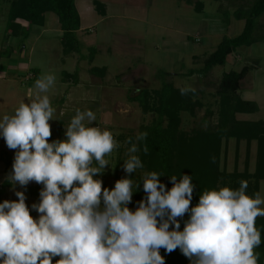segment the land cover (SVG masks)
<instances>
[{"label":"clouds","instance_id":"clouds-1","mask_svg":"<svg viewBox=\"0 0 264 264\" xmlns=\"http://www.w3.org/2000/svg\"><path fill=\"white\" fill-rule=\"evenodd\" d=\"M56 80L45 72L31 99L0 115V138L14 150L6 180L17 198L0 202V264H165L160 249H179L189 264H258L255 250L264 241L255 221L264 217V190L249 195L241 180L238 188L205 189L190 207L191 175L167 176L170 188L161 172L141 171L135 179L144 168L137 153L148 152L137 142L147 132L125 141V175L104 186L100 177L113 169L108 157L119 142L94 123L90 108L75 109L63 139H52L50 122L63 114L49 95ZM30 182L41 188L29 205L15 188ZM138 191L144 195L130 208Z\"/></svg>","mask_w":264,"mask_h":264},{"label":"rangeland","instance_id":"rangeland-1","mask_svg":"<svg viewBox=\"0 0 264 264\" xmlns=\"http://www.w3.org/2000/svg\"><path fill=\"white\" fill-rule=\"evenodd\" d=\"M11 2L0 0V53H3L0 75L6 78L0 79V115L11 114L21 100L31 99L36 77L53 72L57 80L49 95L53 106L63 113L59 121L50 122L54 139H63V126H67L75 109L90 108L97 117L94 123L112 130L119 142L120 146L108 157L113 169L106 170L100 177L106 187L111 188L125 175L121 167L129 147L125 141L134 140L141 128L151 126L157 119L155 113H143L132 98L143 90L160 91L164 81L159 73L169 74L165 83L174 88L199 93L202 108L193 116L182 114L180 129L184 133L190 134L218 122L216 92L222 77L241 73L246 67L251 68L248 78L254 88L242 91L246 77L239 95L255 102L259 111L238 116V120H264V41L237 49L228 56L224 66L214 68L205 77L188 76L190 71L197 73L203 69L204 61L224 38L233 39L242 33L245 22L237 20L234 13L238 9H248L254 0H76L81 18V29L76 33L80 49L79 53L65 56L61 45L62 30L53 13L44 14L41 24L22 29L20 32L26 38H17L21 43L16 50L6 47L9 42L15 44L16 41L15 38L5 40ZM260 26V34H263L264 17ZM20 62L21 72L15 68ZM10 66L14 68L9 69ZM101 69H105L103 76L92 74L93 70ZM207 111H212V118L206 116ZM13 156L14 150L8 149L0 138V186L11 171ZM246 157V144L241 143L236 153L234 141H230L222 167L228 173L234 170L242 173ZM249 160L248 170L253 173L255 143L250 149ZM141 171L145 170H138L135 179H139ZM39 186L30 182L26 190L18 185L15 190L25 191L26 203L30 205L38 202L39 197L38 192L34 194L29 189ZM11 187H5L0 202L17 199ZM259 189L264 190V182L259 183ZM30 215L36 214L30 212Z\"/></svg>","mask_w":264,"mask_h":264},{"label":"trees","instance_id":"trees-1","mask_svg":"<svg viewBox=\"0 0 264 264\" xmlns=\"http://www.w3.org/2000/svg\"><path fill=\"white\" fill-rule=\"evenodd\" d=\"M7 31L5 40L9 38H20L26 35L20 32L22 29L17 21L27 23L28 28L41 24L43 15L53 13L57 16L62 30L61 45L63 54L79 53L76 33L81 29V18L76 8V0H11ZM97 7L99 5L97 4ZM234 16L237 20L245 22L242 33L233 39L224 38L205 61L201 71L194 73L190 71L188 76L198 74L205 77L216 67L226 64L228 56L237 49L251 47L258 42L264 41V33L260 34V21L264 17V0H254L248 9H238ZM94 54L95 51L91 50ZM3 53H0L2 58ZM246 67L241 73L225 74L218 86L216 96L218 98V122L205 129L194 130L190 134L181 131L182 114L194 115L197 109L202 108V103L198 100L199 93L185 91L181 94V89H176L172 85L165 83L166 73H159L164 83L158 92L141 91L132 101L139 104L145 114L155 113L157 119L151 126L143 127L139 132H147V137L142 142H137L141 149L146 146L148 152L142 150L137 153L144 165L145 171H157L165 176L160 179L168 188L171 184L168 177L180 173L192 176V183L196 185L193 193L191 206L195 205L199 199V193L205 189H218L220 187L238 188L241 180L248 181L247 194L251 195L259 191V183L264 182V120L257 122H245L238 120V116L253 115L259 111L258 105L253 102L244 101L239 92L242 82L250 72ZM105 69L93 70L92 74L103 76ZM64 74V73H63ZM67 78L68 75L64 74ZM77 78V75L75 76ZM37 79V77H36ZM78 81H76L77 83ZM206 116L212 118V111H207ZM167 125L164 126V123ZM52 139L54 137L52 136ZM230 141H234L236 153L241 143L247 147V157L245 160V170L240 173L234 170L228 173L222 167V159ZM256 144L255 171L250 173L249 156L252 144ZM10 170V167H7ZM104 183V181H103ZM7 180L0 186V194L6 186ZM104 186L105 183H104ZM41 186L35 190L39 193ZM144 193L142 191L135 195L133 203L129 206L134 209ZM187 216H185V219ZM255 226L261 230L262 241H264V217H257ZM183 224L181 223V230ZM255 251L260 253L258 264H264V242ZM160 254L165 258V264H189L179 249L165 255L164 249H160ZM58 259V257H57Z\"/></svg>","mask_w":264,"mask_h":264},{"label":"crops","instance_id":"crops-1","mask_svg":"<svg viewBox=\"0 0 264 264\" xmlns=\"http://www.w3.org/2000/svg\"><path fill=\"white\" fill-rule=\"evenodd\" d=\"M9 2H10V0H9ZM17 23L21 26V27H24V28H26V26H27V24H25V22L24 23H21V21L20 20H18L17 21ZM16 39V41H15V44L14 43H12V42H9L8 44H6V47H7V45H8V48H14L15 50L18 48L17 47V45L19 44V43H21V41L20 40H17V38H15ZM13 44H14V46H13ZM13 53H14V50H13ZM21 62L19 63V66H16L15 68L18 70L19 69V71L21 72V69H20V67H21ZM14 67H9V69H13ZM0 79H6L5 78V76L3 75V74H1L0 75ZM248 80V81H247ZM250 80V78H248V76H247V79H246V83H245V87H244V89L242 90V91H247V90H252L253 88H254V83L253 82H251V80ZM244 100V99H243ZM244 101H246V100H244ZM247 102H252V101H247ZM253 103H255V102H253Z\"/></svg>","mask_w":264,"mask_h":264}]
</instances>
